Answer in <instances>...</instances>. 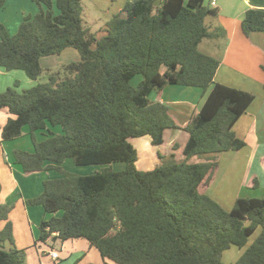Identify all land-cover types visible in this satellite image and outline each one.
Wrapping results in <instances>:
<instances>
[{
    "label": "trees",
    "instance_id": "16d2710c",
    "mask_svg": "<svg viewBox=\"0 0 264 264\" xmlns=\"http://www.w3.org/2000/svg\"><path fill=\"white\" fill-rule=\"evenodd\" d=\"M6 1L0 0V8ZM33 1L41 12L26 16L15 35L0 24V67L23 70L39 81L43 57L74 48L81 59L30 89L0 91V111L11 115L0 142L22 137L29 127L34 152L13 153L26 174L47 170V161L126 164L121 172L105 168L45 181L44 192L28 203L63 215L41 224L38 241L86 240L105 264H222L225 251L245 247L261 228L235 264H264V198H239L227 211L205 193L220 156L246 146L234 127L255 99L215 83L221 62L200 50L204 40L226 36L223 28L207 25L217 11L205 0H164L160 8L155 0H127L98 37L84 25V0ZM250 2L254 7L241 23L246 35L264 32V0ZM137 76L142 80L134 87ZM168 86L208 92L185 125L166 104L150 98ZM49 124L61 126L62 134L37 141L36 132ZM167 129L189 134L183 157L159 153L158 166L139 170V154L130 140L150 136L159 146ZM10 212L11 207H0V264H24V251L6 248L7 242L14 244Z\"/></svg>",
    "mask_w": 264,
    "mask_h": 264
},
{
    "label": "crops",
    "instance_id": "0c3cea01",
    "mask_svg": "<svg viewBox=\"0 0 264 264\" xmlns=\"http://www.w3.org/2000/svg\"><path fill=\"white\" fill-rule=\"evenodd\" d=\"M215 1L216 7L213 10L217 11V14L207 19L210 21L209 26L213 29L223 28L226 33L223 38L209 40L211 41L210 49L218 52V55L214 57L221 62L215 75V83L242 90L255 96L247 112L234 127L237 137L244 140L246 146L239 151L225 152L220 156L216 178L205 190V193L217 201L225 210H232L239 198H264V32H252L246 35L241 28L247 11L254 7L250 0ZM163 2L164 0H155L156 6L159 8ZM211 2L212 0H205V5L210 9H212ZM125 4H119L118 9H122ZM41 9V6L33 0H7L5 5L0 8V24L5 26L10 35H15L24 18L41 11ZM74 57L76 58L77 55ZM78 60L79 58L75 61ZM38 83L39 81L31 80L23 70L7 71L0 67V91L2 92L8 88L22 92ZM207 95L208 92L205 94L200 88L168 86L161 95L153 93L150 98L152 101H160L166 104L177 122L185 125L201 109ZM10 117L11 115L7 110L0 111V132ZM54 128L56 127L48 125V130L54 132ZM39 132L42 134L38 135ZM36 133L37 141L46 139L45 133L41 131ZM132 140L130 141L139 154L137 168L139 170H151L160 163L159 153L163 155L174 153L176 158L180 160L189 140V134L184 130L167 129L164 135V143L159 146L152 144L150 136L138 138L136 143L134 138ZM174 144L179 145L176 151L173 148ZM15 150L34 152L32 138L25 134L23 138L12 140L11 143L9 141L0 142V174L2 175L0 183L7 185L0 206H11L9 216L13 220H15V215L21 213L18 225L17 222L14 225L15 238L19 248H30L32 256L30 255L29 258L34 262L36 260V254L32 252L34 245L38 256L43 254L55 264H64L65 262L61 260L62 257L70 259L73 251L84 249L86 254L91 253L92 259H89L90 263L84 259L81 264L97 263L95 261H98L99 257H97L94 247L88 243V248L82 240L60 244L59 240L53 239L47 243L39 242L41 224L53 216L62 217L63 212L52 215L47 213L42 205H30L28 203L29 200L39 197L44 192V182L49 180L48 173L55 172L51 167H61V165L71 162L67 161L70 159L61 164L47 161L45 163V166L49 167L47 170L26 174L22 166L15 160L13 154ZM52 175L54 178L59 177L56 172ZM254 180L258 181L256 187ZM4 226L5 223L2 222L1 227ZM50 251H56L59 254V260H53L49 255ZM66 251L70 254L69 256L65 255ZM80 260L82 259H77L74 264H78ZM40 261L41 264H44L43 259Z\"/></svg>",
    "mask_w": 264,
    "mask_h": 264
},
{
    "label": "rangeland",
    "instance_id": "374dc122",
    "mask_svg": "<svg viewBox=\"0 0 264 264\" xmlns=\"http://www.w3.org/2000/svg\"><path fill=\"white\" fill-rule=\"evenodd\" d=\"M36 4H38V3H36ZM107 4H108V6H107ZM119 4L124 5L125 0H84L83 1L84 25L86 27H89L93 33H96L98 35V37H101L103 35V33L100 32V30L105 26V23L111 19V16H112L111 14H118V12L121 10V9H118ZM43 7L45 10L46 7L45 6H43ZM122 8H124V7H122ZM54 11L56 14H59V10H58L56 5L54 6ZM39 12H41V11H38L37 13H39ZM37 13H34L32 15H35ZM211 17H213V16H211ZM207 25H210V21H208V20H207ZM210 43H211V41L204 40L200 44V50L203 53L210 54L212 56H217L218 52L210 49ZM74 53H75V55H77L76 58L74 57L75 55H73ZM77 58H79V60L75 61V60H77ZM80 59H81L80 53L74 48H68V49L64 50L61 54H58V55L43 57L41 59V66L43 68V74L39 79V83L47 82L49 80L50 74L55 73V72H60V71L62 72L64 66H66L70 63H73V62H79ZM141 80H142V76H137L135 79L132 80L131 83L134 87H137ZM51 127H52V125H51ZM53 127H56V128H54L55 129L54 132L48 130V128L41 131V132L45 133L46 138L51 136L52 133L56 134V135L62 134L61 133V131H62L61 126H53ZM25 134H27V136H29V138H31L30 130H29L28 126L24 127L23 136L18 138V139L23 138ZM36 134H35V136H36ZM41 134L42 133L39 132L38 135H41ZM136 139H138V138H134L135 143H136ZM11 142L12 141H9V143H11ZM22 144H24V143H22ZM133 144H134V141H133ZM67 161H71V162H67L66 164L61 165V167H59L62 171L57 169V168L53 169L59 175V177H58L59 179L63 178L66 173H72V174L81 175V176H88V175H92V174L101 172L105 168H111L113 171H116V172H121V171H124L126 169L125 163H114V164L109 165V166H103V165L78 166L77 164H75V162L72 159L67 160ZM78 168H81V169H78ZM55 172H51V173L47 172L48 176H49V180L58 179V178H54L52 175ZM0 177H2V175ZM0 185H1V190H0V202H1L2 198L5 195V190L7 189V185H5V183H3V185L0 183ZM9 207H11V206H9ZM227 211H230V210H227ZM20 218H21V213H19V215L17 214L14 216L15 220H13V218L12 219L10 218L12 226H13L14 244L11 245L7 242L6 248L9 249L10 246L11 247L15 246L17 249L24 251V253H25L24 264H41V261H40L41 259L44 260V262H43L44 264H55V262L51 261L49 259V257L44 256L43 254L38 256L37 249L35 248L34 245L32 246V249H33L32 252L34 254H36L35 255L36 260H34V262L29 258V256L31 255L30 248H28V247H24L22 249L19 248V246L17 244V239L15 238V233H14L15 232V226L14 225H15V222H17L16 224L18 225V221L20 220ZM260 233H261V228H258L257 231L251 236V238L249 239V241L245 247L239 248V247L233 246L231 249L225 251L223 253V257H222V264H235L245 254L248 246L252 245L255 242V240L258 238ZM75 241H78V240H75ZM75 241L70 240V241H66V242L73 243ZM82 242L86 243L87 247L89 248V244L86 240H82ZM60 243L61 242H59V244ZM68 245H71V244H68ZM59 248H60V246H59ZM83 250L84 249H79V251L78 250L73 251L71 253V255L66 251L65 255L66 256L70 255L71 256L70 259L62 257L61 260H63V262H65V263L74 264V262L77 259H82L78 262V264H81V263H83L84 259H87L88 261H89V259H92L91 253L86 254ZM94 251H95L97 257H99V260L95 261L97 263H94V262H92V263L93 264H105V262H104L103 258L101 257L99 251L96 248H94ZM89 263H90V261H89Z\"/></svg>",
    "mask_w": 264,
    "mask_h": 264
},
{
    "label": "built area",
    "instance_id": "2783aa9c",
    "mask_svg": "<svg viewBox=\"0 0 264 264\" xmlns=\"http://www.w3.org/2000/svg\"><path fill=\"white\" fill-rule=\"evenodd\" d=\"M211 7H212V9L216 7V1L215 0H212ZM49 255L53 260H55V261L59 260V254L56 251H50Z\"/></svg>",
    "mask_w": 264,
    "mask_h": 264
}]
</instances>
